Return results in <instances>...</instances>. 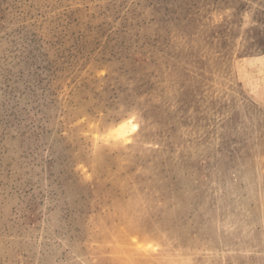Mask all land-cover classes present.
<instances>
[{"label": "rangeland", "instance_id": "1", "mask_svg": "<svg viewBox=\"0 0 264 264\" xmlns=\"http://www.w3.org/2000/svg\"><path fill=\"white\" fill-rule=\"evenodd\" d=\"M0 264H264V0H0Z\"/></svg>", "mask_w": 264, "mask_h": 264}, {"label": "snow or ice", "instance_id": "2", "mask_svg": "<svg viewBox=\"0 0 264 264\" xmlns=\"http://www.w3.org/2000/svg\"><path fill=\"white\" fill-rule=\"evenodd\" d=\"M133 131H135V129H133Z\"/></svg>", "mask_w": 264, "mask_h": 264}]
</instances>
